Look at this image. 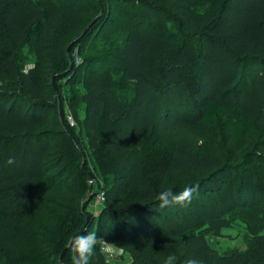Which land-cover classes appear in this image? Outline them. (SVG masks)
Instances as JSON below:
<instances>
[{
  "label": "trees",
  "instance_id": "16d2710c",
  "mask_svg": "<svg viewBox=\"0 0 264 264\" xmlns=\"http://www.w3.org/2000/svg\"><path fill=\"white\" fill-rule=\"evenodd\" d=\"M96 1L74 34L77 0H0V264H73L89 233L87 264H113L108 243L129 264H264V0H221L207 19L194 1L180 18L154 0ZM206 131L201 150L178 145ZM193 185L186 207H159L160 191ZM68 193L65 211L38 206ZM236 231L244 249L216 247Z\"/></svg>",
  "mask_w": 264,
  "mask_h": 264
},
{
  "label": "rangeland",
  "instance_id": "374dc122",
  "mask_svg": "<svg viewBox=\"0 0 264 264\" xmlns=\"http://www.w3.org/2000/svg\"><path fill=\"white\" fill-rule=\"evenodd\" d=\"M84 1V2H83ZM191 1L195 2V6L199 7L198 10H202L205 11V17L204 19L209 18L216 10L217 7L219 6V2L221 0H154V2H157L158 4L160 3L162 6L168 7V8H173L175 11L174 13L177 14V17H192V14H190L189 9H188V5L191 4ZM97 1L96 0H77V9H79V12H75L73 14H69L71 16V19L75 20L73 21V27H69L70 29H74V34L76 33H81L82 30H84L87 25L93 20L98 18L101 14H100V9H98L97 7ZM107 7H112V4H108ZM185 10H187V12H185ZM117 17H119L120 15H123V11L121 13H119L118 11L116 12ZM68 15V16H69ZM168 15V14H167ZM173 15V13H172ZM178 18V19H179ZM69 19V18H66ZM77 19V20H76ZM124 19V18H123ZM176 19V18H174ZM191 19H195V18H191ZM73 33V32H72ZM26 51H29L26 49ZM36 58L35 55L33 53L29 52V57L27 59H25V66L29 67L32 66L35 62ZM204 138H207V141H211L213 139V135H211L210 133L206 132H200L199 134H197L196 136H191L189 138H187L186 140L178 143V145L182 148L188 149V150H201V148L204 146ZM85 151L87 152V147H85ZM74 163V162H72ZM76 167L77 165L74 164ZM73 169V167H72ZM79 169H83L82 167H79ZM74 170V169H73ZM87 171V170H86ZM86 176V174H84ZM87 179H89V177L87 176ZM88 185H90V187L92 186V183L90 180H87ZM77 183L71 184L70 186H74ZM72 189V188H71ZM97 189V186L94 185V187H92L89 191V193L92 190ZM88 193V192H87ZM84 194V193H83ZM82 195L81 194H77L76 195V203H83L85 201V198L82 197L79 199L78 196ZM48 197V196H47ZM44 199L42 202H40V204L38 205L39 207H41L43 210L46 209L49 213L51 214H57L61 211H65L68 209L69 203L72 201L73 199V195L72 194H65L63 196H57V197H61V200L58 198H48ZM96 196L93 200H91V202H89L88 205V209L91 210L94 214L99 213V209H100V204L101 203H96L95 202ZM80 200V201H79ZM87 200V199H86ZM66 203L67 206L64 204ZM54 204H57V208L53 207ZM44 213L46 214V211L44 210ZM51 224H48L46 222V226H47V230L50 227ZM238 231H236L237 234ZM235 234V235H236ZM233 236V239L230 240H219L216 247L219 248V250H226L228 248L232 249V248H239V249H244L245 246L243 244V232H238L237 236ZM104 243V242H103ZM9 246H12L13 250L15 251V253L20 257L22 262H33V261H37L41 258V254L38 251V249L36 248L35 244L33 242H29V243H24V242H10ZM105 252L108 255V261L113 263V264H129L130 263V259H129V254L127 252H121L117 246H115L113 243H108L105 246ZM44 260V259H42Z\"/></svg>",
  "mask_w": 264,
  "mask_h": 264
},
{
  "label": "clouds",
  "instance_id": "9594fccd",
  "mask_svg": "<svg viewBox=\"0 0 264 264\" xmlns=\"http://www.w3.org/2000/svg\"><path fill=\"white\" fill-rule=\"evenodd\" d=\"M15 161L9 159L8 163L13 164ZM199 185L185 186L180 192H175L172 188H166L156 195V200L159 201L161 209L174 206L186 207L191 203L194 195H197ZM96 244L94 233H89L87 236H80L74 239L72 244L73 249V264H87V257L92 253ZM176 257L168 255L164 260V264H175ZM185 264H200L197 259H190Z\"/></svg>",
  "mask_w": 264,
  "mask_h": 264
},
{
  "label": "built area",
  "instance_id": "2783aa9c",
  "mask_svg": "<svg viewBox=\"0 0 264 264\" xmlns=\"http://www.w3.org/2000/svg\"><path fill=\"white\" fill-rule=\"evenodd\" d=\"M70 119V122H71V118H69ZM100 200H101V196L100 195H97L96 196V199H95V202L96 203H100Z\"/></svg>",
  "mask_w": 264,
  "mask_h": 264
}]
</instances>
